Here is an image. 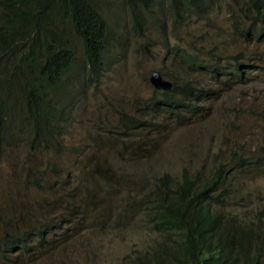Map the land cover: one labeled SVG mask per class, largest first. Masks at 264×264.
<instances>
[{"label":"rangeland","instance_id":"374dc122","mask_svg":"<svg viewBox=\"0 0 264 264\" xmlns=\"http://www.w3.org/2000/svg\"><path fill=\"white\" fill-rule=\"evenodd\" d=\"M244 1L217 0L205 16L175 22L165 12L141 35L120 26L122 0L99 6L125 32L111 40L108 68L94 81L72 80L78 91L68 96L71 117L56 143L28 149L20 139L0 151V239L20 235L27 244L0 249V264H127L156 234L140 208L124 207L140 203L162 173H204L221 163L231 168L228 209L264 210V39L234 30L232 11L238 27L249 23L237 11ZM174 49L190 50L225 74L191 70ZM237 62L248 66L238 73ZM77 66L78 60L69 77ZM166 73L214 90L196 116H169L162 105L149 109L152 78L170 82ZM122 114L142 126L123 128ZM235 155L251 156L256 165L237 167Z\"/></svg>","mask_w":264,"mask_h":264},{"label":"trees","instance_id":"16d2710c","mask_svg":"<svg viewBox=\"0 0 264 264\" xmlns=\"http://www.w3.org/2000/svg\"><path fill=\"white\" fill-rule=\"evenodd\" d=\"M216 1L122 0L125 16L120 26L125 32L141 35L147 26L159 23L165 12L174 22L189 15L201 18ZM106 2L118 3L0 0V151L20 139L28 149H36L42 142L56 143L64 131L63 123L71 117L66 107L72 100L68 96L78 91L75 84L94 81L103 74L113 55L112 38L121 40L125 33L117 32L99 10ZM237 11L249 20L247 26L238 27L242 21L230 12L238 35L264 39V0H245ZM189 51L174 49L172 53L191 70L198 68L212 78L225 74L220 65L197 59ZM242 65L235 63L233 70L241 73ZM166 76L171 86L153 88L146 100L149 109L162 105L169 116L192 117L198 114L200 103L214 93L191 80H179L171 73ZM72 80L76 81L73 85ZM118 119L123 128L142 126L138 118L122 114ZM235 156L237 167L256 165L251 156ZM230 171L218 163L204 173L182 169L179 178L168 173L157 176L140 203L133 200L124 207L126 211L135 205L140 208L145 223L156 234L152 245L136 251L127 264H264V210L240 215L228 209ZM13 242V238L7 239L6 246Z\"/></svg>","mask_w":264,"mask_h":264},{"label":"clouds","instance_id":"9594fccd","mask_svg":"<svg viewBox=\"0 0 264 264\" xmlns=\"http://www.w3.org/2000/svg\"><path fill=\"white\" fill-rule=\"evenodd\" d=\"M170 86H171V83H170ZM153 88L154 89H159V90H167L168 89V88L167 89H160V88H156V87H153ZM121 130H122V127H121ZM176 178H179V177H176ZM152 185H153V183H152ZM257 211H259V210H257ZM10 238H13L14 239V242L11 243L9 246H6L7 245V239H10ZM26 246H27V244H26L25 240L20 235H17L16 237H13V236H4V237H2L0 239V249L5 248V249H7L9 251H15V250L25 249ZM129 257H131V256H129Z\"/></svg>","mask_w":264,"mask_h":264},{"label":"water","instance_id":"95a60500","mask_svg":"<svg viewBox=\"0 0 264 264\" xmlns=\"http://www.w3.org/2000/svg\"><path fill=\"white\" fill-rule=\"evenodd\" d=\"M152 82L156 88H161V89H167L169 88L170 85L169 82L159 79L158 77L152 78Z\"/></svg>","mask_w":264,"mask_h":264}]
</instances>
